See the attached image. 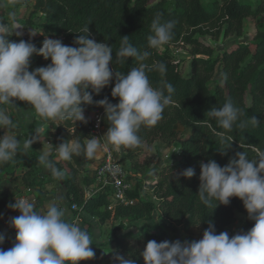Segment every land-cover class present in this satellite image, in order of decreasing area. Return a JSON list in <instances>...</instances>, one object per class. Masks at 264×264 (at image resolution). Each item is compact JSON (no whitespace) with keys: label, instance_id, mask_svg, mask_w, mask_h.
Listing matches in <instances>:
<instances>
[{"label":"trees","instance_id":"1","mask_svg":"<svg viewBox=\"0 0 264 264\" xmlns=\"http://www.w3.org/2000/svg\"><path fill=\"white\" fill-rule=\"evenodd\" d=\"M29 1L23 0L24 3ZM157 13L162 14V21L175 22L173 38L166 45L181 43L188 49L190 62L185 75L179 71V62L171 54L148 46L147 38L153 35L151 24ZM37 14H41L42 19L36 22L32 19ZM247 19H257L251 40L238 42L232 48L221 51H217L206 40L218 42L231 36L242 37ZM85 25L89 28L88 38L112 46L113 61L109 67L113 71L126 75L131 67L138 66L134 58L125 62L116 58L115 53L120 48L122 36H129V42L140 51L151 52L146 63L151 65L159 61L166 65V73L153 70L147 75L154 88H163L165 83L173 85L175 91L172 103L165 107L163 118L155 126H142L138 135L142 144L155 140L167 146L176 144L178 158L165 170L158 171L159 177L151 189L157 203L140 194L138 182L126 193L130 204L114 202L109 188L98 189L92 193L91 198L85 199L86 189L96 182L95 171L81 176L85 172L83 165L87 158L81 154L73 155L70 161L60 160L56 146L70 140L85 144V139L93 137L90 131L93 120L87 123L48 121L51 151L56 153V159L52 155L49 158L64 172L61 183L66 189L69 206L75 205L78 208L72 211L68 221L72 222L78 212L90 215L99 223L109 219L141 221L131 238L118 236L112 242L102 244L103 248L113 253L119 252L125 258L131 256L136 264H144L140 253L148 241H170L169 234L159 229L152 219L155 209L169 225L180 226L185 230L201 227L205 231L208 221H211L217 234L235 221V213H240L244 216L241 232L250 230L255 222L248 218L239 198L232 197L229 205L221 204L214 209L216 202H213V207L206 206L197 194L201 162L207 163L211 159L223 167L237 152H246L251 160L264 151V0H34L22 29L28 33L36 32L37 35L30 37L26 34L22 40L30 41L39 48L48 37L60 39L64 45L75 47L73 42L80 34H84L82 29ZM33 58L37 67L50 64V59L45 60L42 56L34 55ZM217 67L219 82L210 88L208 83ZM114 86L113 78L99 94L92 93L93 103L90 108L101 112L100 126L104 132H107L109 124L105 119L104 108L98 106L96 101L107 97L110 103L117 104L119 98L111 95ZM229 100L242 110L243 115L237 124L243 121L245 127L234 125L228 131L219 126L214 118L207 116V111L212 107L220 108ZM250 117H254L258 125ZM177 125L189 128L190 133L182 136L176 129ZM139 149L140 146L123 147L126 152L124 157L132 161ZM224 149L226 154L221 151ZM27 154L25 159L17 156L13 161L0 165V183L4 178L11 180L8 189L0 185V211L9 208L11 192L19 184L28 188L42 184V180L35 176L28 179L30 168L16 174L17 168L25 161L40 165V154L33 145ZM189 167L195 169V175L190 179L183 176L177 179V174ZM36 199L37 211L43 202V194L39 190ZM112 202L114 206L110 209ZM124 228L118 224L114 231ZM3 233L5 241L0 248L6 251L15 243L16 231L7 230ZM80 264L97 263L85 260Z\"/></svg>","mask_w":264,"mask_h":264},{"label":"clouds","instance_id":"2","mask_svg":"<svg viewBox=\"0 0 264 264\" xmlns=\"http://www.w3.org/2000/svg\"><path fill=\"white\" fill-rule=\"evenodd\" d=\"M11 2L15 6L18 0ZM161 17L162 14L155 15L151 24L153 35L147 38L152 49L161 48L173 38L175 22L162 21ZM9 19L11 23L0 20V105L16 106L15 101L19 100L31 105L44 119L87 123L82 105L92 104V93L99 94L114 78L111 95L118 97L119 102L113 105L105 97L96 104L105 110L109 124L104 134L107 142L119 150L141 146L140 128L155 126L163 118L165 107L172 103L173 85L165 83L163 88H154L147 75L153 70L166 73V65L159 61L151 65L146 63L151 52L137 49L129 42V36H122L120 48L115 53L121 62L129 58L138 62V66L131 67L125 75L110 69L112 46L88 38V25L82 29L84 34L74 40L75 47L64 45L60 39L46 37L37 48L30 41L9 40L12 35H22L17 31L21 27L17 25L14 13H9ZM34 55L50 59L51 63L30 71ZM242 115V110L231 100L220 108L212 107L207 111V116L228 131L234 125L245 127L243 121L237 124ZM250 120L258 125L254 117ZM13 127L7 108L0 107V129L11 130ZM40 139L33 135L22 142L15 135L0 136V165L13 161L18 154H27ZM101 148L100 141L93 136L85 144L77 140L62 141L56 151L58 159L70 161L73 155L81 154L92 159ZM226 149L221 150L223 154ZM49 157L50 152L44 151L38 157V163L53 178L62 180L64 172ZM200 170L199 200L209 207L216 202L215 209L221 204L229 205L230 198L237 197L243 202L248 218L255 222L254 226L230 238L227 232L217 234L214 224L208 221V227L198 241H148L140 253L144 264H264V151L251 160L246 152H237L223 167L210 159L200 163ZM194 175L195 169L189 167L178 173L177 179L179 176L190 179ZM91 196L92 192H85V199ZM63 204L64 196L57 194L46 212H38L35 201L15 198V202L8 205L20 213L9 221L16 230L15 243L6 251L0 248V264H80L95 258L96 253L90 247L92 237L78 222L65 218ZM159 221L157 218L156 223ZM4 241L5 234L0 233V245ZM113 260L115 264H136L131 256L125 258L116 253H113Z\"/></svg>","mask_w":264,"mask_h":264},{"label":"rangeland","instance_id":"3","mask_svg":"<svg viewBox=\"0 0 264 264\" xmlns=\"http://www.w3.org/2000/svg\"><path fill=\"white\" fill-rule=\"evenodd\" d=\"M255 2L256 0H252ZM34 3V0L29 1L28 3H24L23 0H18V2L13 6L11 0H0V20H3L5 23H11V20L9 19V13L12 12L15 15V20L18 26L21 28L17 29V31L21 32V36H16L12 35L10 39L15 42H19L23 37L28 36L33 37L36 36V32L30 31L29 33L24 31L22 29L24 19H26L30 13L31 6ZM42 19L41 14H37L33 16V21H39ZM257 19H247L244 23V34L242 37H235L231 36L226 38L223 41H218V42H212L208 39H206L212 46L217 51L221 50H228L232 48L236 43L238 42H246L252 39V37L255 34V25H256ZM34 33V35H33ZM161 52H168L171 54L178 62H179V71L185 75L188 72V67H189V62H190V56L188 54V49L187 47L183 46L181 43L178 45L174 46H169V45H164L161 48H159ZM31 62H34L33 59H31ZM51 63V60H50ZM219 82V69L215 70V73L212 77V79L209 81L208 86L212 88L216 83ZM84 108V115L87 119V121L94 120L96 112L93 111L90 108V105H82ZM38 120L41 118L42 125H39L40 127L38 129H42L37 134L34 132V134H37L41 139L42 142L38 146L41 147L40 153H43V149L46 148V151L50 150L51 152V147H50V141H49V136H50V129L48 127V121H51L50 119H44L39 116L38 114ZM44 128V129H43ZM48 129V131L46 130ZM177 131L182 135V136H187L190 133V129L177 125L176 126ZM106 132L101 131L98 134H92L95 136L101 143L102 148L100 150L101 154L103 153V147H107L111 150V152L114 155V158L118 160V162L121 164L125 180L130 184L131 189L136 185L138 182L140 186V194L148 197L151 199L153 202L157 203V199L153 196L152 193V187L154 186V183H156L157 178L159 177L158 171L165 170L168 166L171 164H174L176 159L178 158V148L176 144L172 145H164L157 140L150 142V143H143L140 146V149L136 152V155L132 161L128 160L125 158L126 152L123 150V147H121L119 150H116L111 144L107 142V137L104 135ZM93 138V137H92ZM45 140H48L49 143L44 142ZM72 141V140H70ZM49 144V145H48ZM43 147V149H42ZM39 153V154H40ZM100 156V154H99ZM87 162H93L97 165L98 161L92 160V159H87ZM135 163V166L133 164ZM26 169L23 168L21 170L24 172ZM43 171H39V175L37 176L33 171L29 173V180L35 176L37 179L42 180V184L38 187H32L31 189L35 193L34 195L37 196V191L39 190L40 193L43 194V199L46 198L48 192L56 193L54 196H57L59 192H57L58 188L60 187V180L54 179L50 186H47V183L44 181L45 177H49V175L45 173L44 178L42 176ZM84 175V174H80ZM42 176V177H41ZM150 177V178H149ZM96 183V182H95ZM97 184V183H96ZM99 188L97 187L96 190ZM87 192H91L90 189H86ZM94 190V189H92ZM66 203H64L65 205ZM114 206V202L111 203L109 208L111 209ZM66 209L69 207V211L72 210L71 207L69 206V202L67 205L64 206ZM160 218L159 223H156V219ZM152 219L154 223H156L159 226V229L165 230L170 237V241H176L180 240L183 242L184 240L192 241V240H200L202 239L203 236V229H200L199 227H194L196 231H193L194 233L192 234H187L185 230L180 227V226H175V225H169L168 222H166L161 216L160 213L158 212L157 209H155L152 212ZM244 221V216L240 213H235V221L228 226V228L223 231L227 232L229 237L231 238L233 235L237 234L238 232H241V228L243 225ZM84 224V227H82L84 230H86L89 235H92V232L89 230V228H85L86 222L82 221ZM142 222L141 221H134V220H129V219H121V220H114V219H109L105 223H100V224H105L103 226V229L101 230L100 227V236L101 238H93V244L91 245L94 250L97 251V254L95 256V263H100L102 264H115L113 260V252L111 250H107V248H103L102 244L107 243V242H112V240L118 236H125L126 238H131L133 233L136 232V227L139 226ZM118 224H121L122 228L126 227L124 229L114 231V228ZM174 226V227H173ZM90 227V225H89ZM158 230V229H157ZM202 230V231H199ZM196 232V233H195ZM200 232V233H199ZM119 254L120 253H116ZM98 255V256H97ZM88 261V260H87Z\"/></svg>","mask_w":264,"mask_h":264},{"label":"crops","instance_id":"4","mask_svg":"<svg viewBox=\"0 0 264 264\" xmlns=\"http://www.w3.org/2000/svg\"><path fill=\"white\" fill-rule=\"evenodd\" d=\"M9 40L12 41L9 37ZM31 59H33L34 62H31L30 65V71L34 70L35 68H37V65L35 63L34 58L32 57ZM16 106L14 105H0V107H6L7 108V112L10 115V117L13 120V124L14 127L11 130H4V129H0V136H3L4 134L6 135H15L17 136L18 140H21L22 142L25 140L26 137L31 138L33 135H37L39 134L38 131L42 130V129H38L40 126L42 125V120L40 118V120H38V114L36 113V111L31 107V105L27 104L26 102L23 101H19L16 100L15 101ZM44 129V128H43ZM46 130V129H45ZM48 131V129L46 130ZM50 131V130H49ZM34 132H36L37 134H34ZM88 139L84 140V143L87 142ZM44 141V140H43ZM42 139H40V142L37 141L36 143L33 144V147L35 148V151L40 153V149L41 147H39L38 145L41 144ZM44 142L49 143L48 140H45ZM49 145V144H48ZM51 147V144H50ZM43 149V147H42ZM43 151H46V148L43 149ZM50 152V150H48ZM42 153H40L41 155ZM100 154V156H99ZM50 155L54 156V158L56 159V153H52V151L50 152ZM28 154H18V157L20 158H27ZM101 157V152L98 151V153L95 155L94 158H92V160L98 161L99 163V158ZM97 163V165H98ZM97 165L93 162H85V164L83 165V168L85 169V172L83 171L82 174H86V173H92V171H95ZM25 168L28 169L30 168L31 171H33L37 176L39 175V171L42 170V176L44 178V175L46 172L47 175H49V177H45L44 181L47 183V186H50L51 182L55 179L52 177V175L50 174V172L46 171L43 166L40 165H33L31 163H29V161H25L24 163H22L16 170V174H21V170ZM41 176V177H42ZM80 176V175H79ZM82 176V175H81ZM60 187L58 188L57 192H59L58 194H61L64 196V203H66L65 205H67L68 203V199L66 197V189L65 187L62 185L61 180H60ZM2 188L8 189L11 185V180L9 178H4L1 183H0ZM98 185L96 183H94L93 185H91L88 189L91 190L92 193H94L97 189ZM94 189V190H92ZM34 191L31 188L26 187L24 184H19L17 186L16 189L12 190L11 192V199H10V203H14L15 202V198L19 199V198H28L30 200L35 201V203H37V196H35L36 192L33 193ZM35 194V195H34ZM54 194L56 193H52V192H48L47 196L45 199H43L42 204L39 206L38 208V212H46L47 210V206L49 203H51L53 201V199L56 197L54 196ZM44 198V197H43ZM64 204L62 205L63 207L65 206ZM69 207H67L66 209V219L70 220L71 219V213L72 210L69 211L68 209ZM20 213L19 211H14L11 208H7V209H2L0 211V233H3L7 230H11V231H16L13 227H11L10 225V218L12 217H17L19 216ZM77 220L75 222H78L80 226L84 227V224L82 221H85L86 227L85 228H89V230L92 232L93 238H101V234H100V227L101 230L103 229V226L105 224H100L97 219L91 217L90 215L83 213V212H78L77 214ZM73 220V219H72ZM90 225V227H89ZM174 227V226H173ZM200 229H202L201 227H199ZM185 230V229H184ZM193 231H196L193 228H190L188 230H185V232L187 234H192L194 233ZM202 231V230H199ZM204 231V230H203ZM196 233V232H195ZM200 233V232H199ZM90 247H92L90 245ZM95 253L97 254V251L94 250ZM96 256V255H95ZM98 256V255H97ZM90 262H94L95 258L88 260ZM97 264H102V262L97 263Z\"/></svg>","mask_w":264,"mask_h":264},{"label":"built area","instance_id":"5","mask_svg":"<svg viewBox=\"0 0 264 264\" xmlns=\"http://www.w3.org/2000/svg\"><path fill=\"white\" fill-rule=\"evenodd\" d=\"M100 115L101 112L97 111L90 129L92 134H98L101 131ZM95 181L99 189L109 188L112 191L114 202L121 204L131 203L126 198L127 191L131 190L130 184L125 180L121 164L114 158L113 153L107 147H103V153L95 169ZM70 207L72 211L78 210L75 205ZM77 219V215H75L72 221Z\"/></svg>","mask_w":264,"mask_h":264}]
</instances>
